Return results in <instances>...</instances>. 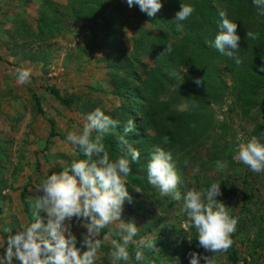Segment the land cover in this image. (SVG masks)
Instances as JSON below:
<instances>
[{"label": "rangeland", "instance_id": "374dc122", "mask_svg": "<svg viewBox=\"0 0 264 264\" xmlns=\"http://www.w3.org/2000/svg\"><path fill=\"white\" fill-rule=\"evenodd\" d=\"M75 1L46 0L36 15L17 20L9 30L0 33L4 44L0 47L3 57L0 66V229L10 228L8 233H0L5 246L7 237L28 223L19 199L22 188L27 186L29 204L40 195V181L49 172H60L73 159L84 158L78 148L67 142L66 134L82 130L88 113L99 107L120 122L113 130L115 134L105 140L119 142L118 135L122 134L124 119L128 116L123 110L124 101L115 94V87L131 72L146 77L143 66H155L153 54L158 50V35L166 33L167 41L176 43L182 36L179 22L174 19L175 0H162L155 17H148L138 6L130 8L126 0H105L104 8L96 9L91 17L83 15L77 16L78 19L73 18L71 2ZM232 1L225 0L222 9L237 23L240 48L236 55L241 63L237 65L223 55L221 62L214 61L206 68V61L201 59L203 54L193 49L188 56L184 51L179 68L189 75V83L177 86L164 82L155 93L147 119L137 116L140 127L128 134L136 144L143 137L144 149L149 153L156 145L171 151L180 177L179 201L161 196L147 181L146 189L138 192L126 178L132 202H125L121 219L133 221L138 228L129 243V252L134 253L141 239L153 240L154 249H144L150 253L146 257L151 264H189L192 252L212 255L198 246L194 230L186 227L187 220L179 209L187 191L199 190L220 180L221 195L217 198L238 221L233 233L240 258L238 264H264V171L254 173L236 159L241 136H255L264 121V33L261 39L246 35L250 32L256 36L264 28L259 27L261 18L252 0ZM191 20L190 27L199 26L195 19ZM261 22L264 25V19ZM215 24L205 28L203 40L208 49H213L211 45L218 31ZM126 62L130 63V69L124 68ZM20 67L32 70L25 84L16 80V70ZM205 71L217 82L211 84L213 98L207 103L203 117L194 110L191 94L196 79L202 83ZM46 87L58 89L64 97H72L73 103L68 107L60 104ZM31 91L39 97L44 116L36 113ZM161 97H166V102H160ZM183 113L189 114L185 121L180 118ZM46 119L54 122L56 135L44 151L49 132ZM165 137L167 143H164ZM116 156L110 155L113 159ZM217 160L227 162L222 173L215 169ZM141 172L144 178L146 172ZM29 208L33 217L30 204ZM39 215L43 218L45 213ZM119 223L113 222L102 230L98 238L105 242L95 264H112L111 240L119 239ZM72 231L77 237L76 246L85 250L82 239L86 229L76 222ZM227 254L228 250L216 254L211 264H235Z\"/></svg>", "mask_w": 264, "mask_h": 264}, {"label": "clouds", "instance_id": "9594fccd", "mask_svg": "<svg viewBox=\"0 0 264 264\" xmlns=\"http://www.w3.org/2000/svg\"><path fill=\"white\" fill-rule=\"evenodd\" d=\"M126 3L130 8L138 6L148 17H155L162 7V0H126ZM252 4L257 14L264 16V0H252ZM194 11L190 3H181L174 19L183 22ZM218 16V31L211 46L239 65L241 59L236 55L240 48L237 23L230 20L223 9L218 10ZM246 35L255 38L253 33ZM166 47L171 52V47ZM31 75L30 68L16 70L19 84L27 83ZM171 75L180 83L184 79L176 72ZM195 83L199 86L201 80L196 79ZM166 99L161 97L160 102H166ZM119 123L97 107L88 113L82 130L66 134L67 142L78 148L84 158L73 159L62 171L49 172L41 179L38 187L40 195L29 201L33 221L18 227L14 235H9L6 246L3 235H0V264H95L98 251L105 242L98 237L102 230L116 221L120 222L119 239L111 240L112 264H133V260L135 264H144L145 261L151 264L144 249H154V241L141 239L134 253L130 254L129 243L138 228L133 221L124 222L121 219L125 202H132L126 178L132 172L131 164L139 161L140 152L128 143V134L136 131L130 119L123 126L122 134L118 135L122 155L114 159L110 157L104 139L115 134L113 130L119 127ZM164 143H167V137ZM236 159L254 173L264 171V140L241 136L236 146ZM226 167V161L215 162L217 172L222 173ZM179 181L171 151L154 146L147 162V183L157 188L161 196L179 201ZM221 181L212 182L199 190H189L183 195L179 211L187 220L186 227L194 230L198 246L212 254L206 256L192 252L189 264H211L216 254L226 251L233 243L231 235L238 221L230 214L226 204L217 198L221 195ZM135 190L140 191L138 188ZM40 212L45 213L43 218ZM76 222L86 229L82 239L83 251L76 246L77 237L72 231ZM9 230L3 227L0 233H8Z\"/></svg>", "mask_w": 264, "mask_h": 264}, {"label": "trees", "instance_id": "16d2710c", "mask_svg": "<svg viewBox=\"0 0 264 264\" xmlns=\"http://www.w3.org/2000/svg\"><path fill=\"white\" fill-rule=\"evenodd\" d=\"M105 0H76L75 2H71V6L74 9L73 12V18H80L77 16H87L91 17L92 14L96 9H102L105 7L104 5ZM174 3V7L176 10L179 9L180 4L183 2H179V0ZM186 3H190L195 11L194 13L185 21L179 22L180 30L182 31V36L180 39V42H168L167 37L168 35L166 33H162L158 35V50L156 54H153L154 57V67H147L143 66L144 74H146V77H141L137 73H132L127 77H124L121 82L120 86L115 87V94L120 97L124 101V107L123 110H125V115L128 116V118L124 119V123L126 124L128 120L132 119L135 125V128L138 130L140 127V120L137 118L140 115L142 118L148 117V112L152 109V100L156 99V91H159L164 82H168L170 84H174L177 86H182L183 83H187L189 75L187 73H183L180 70V57H185V52L188 56L191 55V51L193 49H196L199 51L200 54H203L201 56V59L206 61V68L212 65L214 61H217L218 63L221 62V59L223 58V55L218 52L213 46H211L213 49H208L204 44V36L206 35L205 28H208L207 25L211 26L213 23H216L217 25L218 21V10L222 9V4L225 0H186ZM232 1V0H231ZM234 3V1H232ZM76 16V17H75ZM84 18V17H83ZM261 20L259 21V27L264 28L263 25V19L264 16H260ZM194 20L199 24L197 27H190L188 24L189 20ZM191 20V21H192ZM173 33V31H171ZM214 32L212 31V36H214ZM263 31L260 30L259 33L255 36L256 39H261L263 36ZM113 42V40H112ZM171 47V52L168 51V48ZM185 51V52H184ZM184 54V55H183ZM172 59L175 60V62H170ZM182 63L185 64L184 58L182 59ZM124 68L130 69V63L126 62ZM172 72H176L184 77L183 81L180 83V80L176 79L174 76L171 75ZM204 75L201 76L202 85L199 86L196 84L194 91H192V105H195L194 110L197 113H200L205 117V109L207 106V103L209 100H212L213 98V85L215 82H217L215 77H212L210 74H208L206 71L203 72ZM180 83V84H179ZM189 83V82H188ZM187 83V84H188ZM204 85V86H203ZM48 93L54 97L60 104L64 106H70L73 103L72 97H64L60 94L59 90L53 87H46L45 88ZM151 90V92H149ZM187 91L190 93L191 88H187ZM194 93V95H193ZM195 96V98H194ZM31 99L34 102L36 113L39 115L44 116L43 109L40 105V99L36 95L35 92L31 91ZM179 115V114H176ZM144 116V117H143ZM181 120L185 121L189 118L188 113L180 114ZM264 119V117H263ZM49 124V132H48V138L45 141V145L43 147V150H47L49 144L51 143V139L56 135L55 132V124L52 120H48ZM174 120L176 122V117H174ZM163 125V124H162ZM264 131V121L262 122V125H260L255 132V137L263 140L262 133ZM154 138V137H153ZM128 143L131 144L133 147L139 150L140 152V158L139 161L136 163L131 164L132 172L129 174L128 178L133 182V185L137 187L140 190L146 189V181H147V162L149 159V152L144 149L145 146H143V137L140 139V143L136 144L134 138L128 137ZM105 147L108 150L110 155H122L119 145V142H116L112 139L105 140ZM38 167V164L36 163V168ZM145 171L146 174L144 178H142V172ZM20 202L23 206V210L26 214V218L28 223L33 221L32 213L29 208V204L27 202V186H24L19 194ZM243 199H246L244 197ZM231 239L233 241L231 247L228 250L227 257L235 264H238L240 261L238 250L236 248L235 244V236L232 234ZM145 255L150 256L149 252H145ZM134 261V260H133ZM245 261V260H243Z\"/></svg>", "mask_w": 264, "mask_h": 264}, {"label": "crops", "instance_id": "0c3cea01", "mask_svg": "<svg viewBox=\"0 0 264 264\" xmlns=\"http://www.w3.org/2000/svg\"><path fill=\"white\" fill-rule=\"evenodd\" d=\"M46 0H0V33L9 30L17 20L36 15L40 5ZM62 3L65 0H51ZM3 38L0 36V40ZM4 46L0 41V47ZM1 51V50H0ZM0 52V66L2 65Z\"/></svg>", "mask_w": 264, "mask_h": 264}]
</instances>
